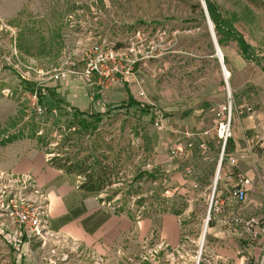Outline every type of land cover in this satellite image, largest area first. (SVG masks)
Returning <instances> with one entry per match:
<instances>
[{"label": "rangeland", "instance_id": "rangeland-1", "mask_svg": "<svg viewBox=\"0 0 264 264\" xmlns=\"http://www.w3.org/2000/svg\"><path fill=\"white\" fill-rule=\"evenodd\" d=\"M203 1L16 0L18 6L12 16V0H0V170L12 171L9 167L22 154L42 150L31 136L34 129L50 139V150L57 148V143L60 152L67 154L80 149L79 158L86 157L97 144L100 152L95 160L106 164L114 178L112 186L97 194L98 201L102 199L112 212L128 214L134 220L163 214L179 216L181 238L177 251L169 254L135 252L129 260L120 255L100 261L87 249L73 252L68 238L69 243L26 245L0 233V264H215L203 252L209 241L207 231L215 221L212 214L208 220V201L200 199L199 187L193 198L173 192L164 173L152 167L149 127L138 118L134 107H120L110 117L104 116L94 136L86 135L83 140L73 136L71 142L61 145L70 111L57 104V94L49 88L40 90V84L45 85L55 69L72 61L82 68L91 42L101 40L119 47L145 39L155 48V57L142 62L147 65L149 79L157 72L155 78L161 77L185 93L211 84L217 72L226 95ZM211 1L219 7L216 0ZM225 45L218 44L222 55ZM36 88L42 94L41 100L38 97L44 108L41 115L34 112L30 102V93ZM231 95L233 98L232 91ZM12 135L17 137L12 140ZM244 204L236 208H247ZM253 211L255 219L264 218V207ZM261 237L264 233L243 238L240 246L251 249ZM152 239L148 236L146 243ZM244 264L254 263L246 259ZM260 264H264V248Z\"/></svg>", "mask_w": 264, "mask_h": 264}, {"label": "crops", "instance_id": "crops-1", "mask_svg": "<svg viewBox=\"0 0 264 264\" xmlns=\"http://www.w3.org/2000/svg\"><path fill=\"white\" fill-rule=\"evenodd\" d=\"M15 1L12 16L18 6ZM216 1L224 13L235 15V29L264 59V0ZM226 43L222 73L228 75L224 76L225 85L234 96L232 137L224 146L213 129L214 114L226 102L217 72L211 84L185 93L167 85L161 77L155 78L157 72L149 79L143 63L137 68V79L130 83L117 81L100 89L92 78L68 76L40 84V90L49 88L57 94L61 106L88 114L130 102L147 106V112H136L149 127L152 167L164 173L173 192L193 198L199 187L200 199L209 201L214 191L225 202L207 231L209 241L203 250L207 258L215 264H244L246 259L260 264L264 237L251 249L240 246L241 239L255 235L256 227L226 226L224 220L239 210L228 197L236 186L246 190L244 205L248 207L241 209L246 219L254 218V209L264 207V72L243 58L235 42ZM158 122L159 128L154 126ZM175 150L180 152L176 154ZM48 159L43 150H32L22 154L9 169L32 176L43 189L51 233L78 243L100 261L120 255L129 260L135 252L163 255L177 251L181 240L179 216L163 214L134 220L128 214L112 212L98 201L96 193L78 189L77 176L54 169ZM244 180H248L247 185ZM148 236L152 243H146Z\"/></svg>", "mask_w": 264, "mask_h": 264}, {"label": "built area", "instance_id": "built-area-1", "mask_svg": "<svg viewBox=\"0 0 264 264\" xmlns=\"http://www.w3.org/2000/svg\"><path fill=\"white\" fill-rule=\"evenodd\" d=\"M154 52V46L145 39H140L136 45L128 42L119 47L112 42L101 40L91 42L84 52V63L81 69L77 70L73 61L69 62L55 69L50 80L62 81L68 76L92 78L100 89H106L117 81L130 83L137 79L138 66L142 62L154 58ZM226 89L227 100L217 108L213 125L214 132L223 146L232 137L231 94L227 86ZM30 102L34 112L37 114L43 112L39 105L37 88L30 93ZM154 126L159 128L160 123H155ZM176 152L178 154L180 151ZM243 183L247 185L248 180H244ZM228 197L237 204H243L246 201V190L240 186L233 187L230 189ZM224 205L225 202L217 197L214 191L211 192L208 201V220L210 214L214 217L218 215ZM242 213L239 209L234 215L232 214L224 220V225L234 227L241 225L247 228L255 226V235L264 233V218L246 219ZM0 233H6L13 242H22L26 245L34 242L44 245L50 241L59 244L69 243L65 237L49 231L47 199L34 178L15 171L0 170ZM70 243L73 252L82 249L78 243L72 241ZM199 252L201 253V248Z\"/></svg>", "mask_w": 264, "mask_h": 264}, {"label": "trees", "instance_id": "trees-1", "mask_svg": "<svg viewBox=\"0 0 264 264\" xmlns=\"http://www.w3.org/2000/svg\"><path fill=\"white\" fill-rule=\"evenodd\" d=\"M204 1L218 44L221 45L230 41L235 42L243 58L260 67L264 72V65H262L264 61L263 57L257 54L254 47L247 43L243 36L235 29V15L224 14L221 9L211 0ZM41 96L42 94H38L39 98ZM57 104L61 105V101L57 100ZM127 106L129 108L134 107L136 111L140 110L141 112H147L148 110L147 106L139 105L134 102H130ZM120 107L112 109L108 108L102 113L89 114L86 112L70 109V114H68L70 115L69 123L66 126L67 128H63L66 139L61 145L71 142V138L73 136L81 140H83L86 135L94 136L93 132H96V130L100 128V124L103 122V117H110L112 115V111ZM42 109L44 111L43 107ZM43 123L44 125L46 124L45 121ZM31 136L32 138H35L37 147L41 148L46 154L50 155L48 164L51 167L62 171L65 174L75 175L81 179L80 183L78 184V189L99 194V192H102L112 186V170H110L106 164L103 165V163L99 160H95V157L97 158L98 152H100V148L97 144L93 146L92 150L88 151L86 157L79 158L78 154L82 152L80 149H78V151L74 152L73 154H71V152L67 154L60 152V145L57 143V148L50 150V139L47 138L46 134H38V131L34 129L32 130ZM16 137L17 136L12 135V140ZM108 200L110 199H107V201ZM99 202L102 203L103 200L99 199Z\"/></svg>", "mask_w": 264, "mask_h": 264}, {"label": "water", "instance_id": "water-1", "mask_svg": "<svg viewBox=\"0 0 264 264\" xmlns=\"http://www.w3.org/2000/svg\"><path fill=\"white\" fill-rule=\"evenodd\" d=\"M202 5H203V10H204V15H205V18H206V21L208 23L209 30H210V33H211V37L213 39L214 52H215V55L218 58V61H219V64H220V67H221L222 71H224V65H223V61H222V59H223L222 58V54H221L220 48L218 46L217 40L215 38V33H214V30H213V26H212V23H211V21L209 19V16H208V13H207V9H206V5H205L204 1L202 2Z\"/></svg>", "mask_w": 264, "mask_h": 264}, {"label": "bare ground", "instance_id": "bare-ground-1", "mask_svg": "<svg viewBox=\"0 0 264 264\" xmlns=\"http://www.w3.org/2000/svg\"><path fill=\"white\" fill-rule=\"evenodd\" d=\"M224 76H225V78H227V77H228V75H227L226 73H225V75H224ZM207 221H208V220H207Z\"/></svg>", "mask_w": 264, "mask_h": 264}]
</instances>
